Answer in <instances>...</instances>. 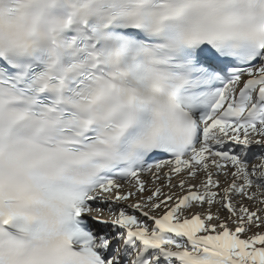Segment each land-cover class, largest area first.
Wrapping results in <instances>:
<instances>
[{
    "label": "snow or ice",
    "instance_id": "obj_1",
    "mask_svg": "<svg viewBox=\"0 0 264 264\" xmlns=\"http://www.w3.org/2000/svg\"><path fill=\"white\" fill-rule=\"evenodd\" d=\"M0 264H264V0H0Z\"/></svg>",
    "mask_w": 264,
    "mask_h": 264
}]
</instances>
